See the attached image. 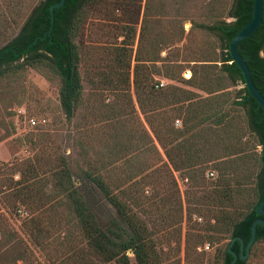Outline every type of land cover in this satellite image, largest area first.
<instances>
[{"label":"trees","instance_id":"trees-1","mask_svg":"<svg viewBox=\"0 0 264 264\" xmlns=\"http://www.w3.org/2000/svg\"><path fill=\"white\" fill-rule=\"evenodd\" d=\"M57 1L34 0L26 4L22 0H0V77L24 66L55 77L60 108L71 121L83 96L82 57L76 38L86 16L92 13L98 19L118 21L123 38L111 47L94 45L93 52L100 49L99 56L92 60V71L85 78L92 86L121 89L129 96L133 84L138 108L152 133V137L147 134L152 147L156 149V141L171 169L184 172L196 188L194 212L200 216L201 210L208 212L198 241L212 245L226 236L228 241L217 264H228L232 259L227 251L231 239L239 236L246 245L253 221L264 219L256 212L264 198V158L256 149L264 142V112L245 87L229 89L244 81L240 69L231 62L228 43L251 18L253 0H208L200 19L191 20L193 25L187 32L182 21L180 28L181 39L185 37L190 42L192 32H199L204 38L196 41L195 48H181L180 61L162 65L155 62L162 59L161 51L172 43L174 29L168 25L165 31L148 39L141 27L134 51L136 30L131 24V13L126 12L120 20L115 18L116 11H126L129 0H65L54 8L51 32L44 36L50 27L49 7ZM226 16L233 20L225 21ZM263 50L264 0L260 25L238 44L251 78L264 96ZM185 68L191 72L188 78L182 76ZM161 73L203 94L174 84L156 87V75ZM176 119L181 120L179 127L174 124ZM112 135L116 137L115 133ZM115 137L104 145L103 151L95 153L97 160H89L86 168L78 165L75 172L63 157L56 158L50 171L51 187L64 197L68 217L75 226L62 238L56 239L52 233L50 209L43 211L44 205L40 207L43 196L37 182L38 167L27 169L28 182L16 180L12 195L32 206V215L22 226L30 244L43 256L44 263L34 259L35 264H162L152 229L135 209L146 212L151 204L150 199L143 197L145 186L151 183L142 175L144 169L135 165L134 176L140 177L132 180L126 175L124 181L129 185L122 189L121 182L109 174L111 156L127 151L132 135L126 134L121 148ZM138 138L142 136L138 134ZM208 167L216 173L211 181L201 175ZM74 175L80 180L78 186ZM107 207L113 211L105 215ZM5 221L0 214V232L6 229ZM196 247L195 242L187 240V253L194 252L195 264H202ZM231 249L239 253V241H234ZM263 249L264 225L257 224L249 255L237 258L233 264H252Z\"/></svg>","mask_w":264,"mask_h":264},{"label":"rangeland","instance_id":"rangeland-1","mask_svg":"<svg viewBox=\"0 0 264 264\" xmlns=\"http://www.w3.org/2000/svg\"><path fill=\"white\" fill-rule=\"evenodd\" d=\"M23 1L30 4L34 0ZM207 2L208 0H129L126 11H116L115 18L120 20L125 17L126 12L131 13V24L136 30L132 46L134 51L141 27H144V37L151 39L170 25L175 32L170 39L172 43L161 51L162 59L155 62L156 65H162L172 63L175 59L180 61L181 48L187 49V45L195 48L196 41L204 38L201 33L192 32L190 42L185 37L181 39L180 28L182 21L183 29L187 32L193 25L191 20L200 19ZM224 19L227 22L233 20L230 16ZM120 27L118 21L108 22L98 19L95 14H87L76 38L82 57L80 72L83 76V96L71 121L66 119L60 108L58 80L55 77H49L30 66L0 77V214L6 220L5 231L0 232V264H35L34 259L44 263L43 256L30 244L22 226V222L32 215V206L17 201L12 195L17 188L16 180L28 182L30 175L27 169L32 165L38 167L37 182L43 196L40 207L44 205L43 211L50 209L48 213L53 214L52 233L56 239L62 238L74 230L75 226L74 220L68 217L64 197L55 193L51 187L50 171L55 167V160L63 157L73 172L78 165L86 168V163L96 159L95 155L104 150L105 144L112 143L115 137L112 133L116 134L119 148L125 145L126 134L132 137L127 151L111 156L112 163L108 165L110 176L116 182H121V189L126 188L129 185L124 181L126 175L127 178L132 177V180L140 177L134 176L137 173L135 165L139 164L144 169L142 175L145 174L146 179L149 178L151 182L149 186H145L143 193V197L150 199L151 204L145 208L146 212L135 209L152 229V237L162 264H195L194 252L186 251L187 240L197 244L196 251L200 253L202 264L220 263L219 256L228 238L223 235L212 245L198 241V233L208 218V212L201 210V216L194 212L197 208L194 206L196 188L191 185L184 172L180 174L171 169L156 141V149L152 147L147 136L150 134L152 137V133L138 108L133 84L129 96L126 92L122 93L121 89L114 91L112 88L92 86L85 78L92 71V60L99 56L100 49L93 52L94 45L98 48L100 45H118L123 38L119 34ZM260 54L264 56V50ZM190 75V70L185 68L182 76L188 78ZM156 79L164 80V86L174 84L203 94L196 88L164 77L162 73L156 75ZM242 87L237 82L230 85L229 89L238 90ZM20 108L24 109V114L18 112ZM30 116L44 117L46 123L30 127L26 120ZM174 124L179 127L181 120L176 119ZM138 134L142 136L141 139H137ZM256 149L260 151L261 145ZM132 167L134 168L131 169ZM208 170L209 167L205 168L201 174L205 181L212 180L206 175ZM102 171L107 173L106 170ZM74 180L78 186L80 180L75 175ZM19 208L25 209L26 214H20ZM110 210L113 211L105 208L104 214L108 215ZM128 254L131 256L130 251ZM252 264H264V249Z\"/></svg>","mask_w":264,"mask_h":264},{"label":"water","instance_id":"water-1","mask_svg":"<svg viewBox=\"0 0 264 264\" xmlns=\"http://www.w3.org/2000/svg\"><path fill=\"white\" fill-rule=\"evenodd\" d=\"M65 0H59L55 3H53L49 7V12H50V27L47 29V31L44 32V36L47 33L51 32V28L53 26V21H54V8L60 7ZM262 5H263V0H253V9L251 12V18L249 21L237 31V33L232 37V39L228 43V50L231 56V62H235L236 66L240 69L242 77H243V87L247 89L249 92V95L252 96L255 101L258 103V105L262 108L264 112V96L260 92V90L256 87L254 84L252 78H251V73L250 70L244 60V58L240 55L238 51V44L241 40L248 38L251 36V34L257 29V27L260 25L262 21ZM261 153L264 158V142L261 145ZM256 212L260 215H264V198L261 200L259 205L256 207ZM257 224H262L264 225V219L263 218H257L253 221L251 225V233L249 240L246 245H244L243 239L239 236H235L231 239L227 251L232 255V259L228 264H233L234 261L237 258L240 259H245L249 255L250 247L254 242L255 239V234H256V225ZM239 241L240 244V249L239 253L235 252L234 250L231 249V245L234 243V241Z\"/></svg>","mask_w":264,"mask_h":264},{"label":"built area","instance_id":"built-area-1","mask_svg":"<svg viewBox=\"0 0 264 264\" xmlns=\"http://www.w3.org/2000/svg\"><path fill=\"white\" fill-rule=\"evenodd\" d=\"M166 82L164 81V80H159L158 81V83L156 84V87H161V86H164V84H165ZM18 112L20 113V114H24V109H22V108H20V109H18ZM26 120H27V124H28V126H30V127H35V126H38V125H44L45 123H46V119L44 118V117H41V118H35V117H28V118H26ZM206 175H207V177H209V178H213L214 176H215V172H214V170H208L207 172H206ZM18 212L20 213V214H22V215H24V214H26V210L25 209H23V208H19L18 209ZM206 248H208V244L206 245Z\"/></svg>","mask_w":264,"mask_h":264}]
</instances>
